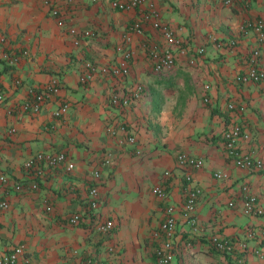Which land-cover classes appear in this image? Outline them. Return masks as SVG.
Wrapping results in <instances>:
<instances>
[{
    "label": "crops",
    "instance_id": "obj_1",
    "mask_svg": "<svg viewBox=\"0 0 264 264\" xmlns=\"http://www.w3.org/2000/svg\"><path fill=\"white\" fill-rule=\"evenodd\" d=\"M57 1L55 18L43 0H0V87L6 96L0 105V175L8 180L1 195L9 202L8 210H0V256L24 246L31 264H156L157 234L170 205L177 211L171 264H264L254 253L264 251V215L242 212L244 186L264 207V169L236 167L223 147V133L241 125L252 136L249 150L264 162V81L238 82L256 46L252 31L239 28L264 20L263 0L230 7L146 0L189 50L161 73L153 71L147 50L162 41L157 31L148 23L141 33L131 29L144 5L121 11L112 3L122 0ZM122 46L133 54L128 61ZM198 48L203 55L195 53ZM122 66L128 69L124 78L101 72ZM53 84L58 92L39 114L21 112L33 92ZM136 85L143 87L139 101L124 109L109 104V94L127 95ZM64 104L67 112L54 116ZM37 153H64L67 161L25 169ZM180 153L204 162L191 175V185L201 189L193 228L179 215L189 187L176 163ZM216 172L227 179H215ZM92 186L101 215L115 224L105 237L90 228ZM155 186L165 190L164 201L153 194ZM73 214L81 216L78 225L68 223ZM213 234L233 251L212 248Z\"/></svg>",
    "mask_w": 264,
    "mask_h": 264
},
{
    "label": "built area",
    "instance_id": "obj_2",
    "mask_svg": "<svg viewBox=\"0 0 264 264\" xmlns=\"http://www.w3.org/2000/svg\"><path fill=\"white\" fill-rule=\"evenodd\" d=\"M211 3H220L225 7H230L238 1L246 2L247 0H209ZM264 3V0H263ZM43 4L50 11L51 16L58 18L59 16V6L57 0H43ZM145 6L146 9L140 11V16L137 22H135L131 29L136 33H141V26L143 23H148L154 28L161 38L159 44L151 43L147 50L150 60L153 63V71L155 73H161L166 70H170L175 66L177 55H187L189 50L184 47L181 38L176 33L175 29L168 23L165 22L155 7L146 3V0H122L113 2L112 6L121 11H130L142 8ZM240 32L247 33L252 31L255 36L256 46L251 52V56L248 62V68L244 74L238 77V82L242 84L247 83H260L264 81V68L261 64V54L264 50V20H258L254 23L246 22L239 28ZM71 34H76V30L71 29ZM88 35V33H85ZM122 53V58L124 61H128L132 58V52L122 46L120 48ZM205 50L203 48H198L196 54L201 56ZM195 59H191L189 64H194ZM102 74H111L114 77L124 78L128 75V69L125 66L121 68H103L101 70ZM209 86H205V90H209ZM58 92V86L56 84L45 87L40 91H35L31 94L30 98L22 103L20 106L21 112L24 114H39L44 105L53 99V95ZM143 95V87L141 85H136L134 89L125 95L118 93H111L108 97V102L111 106L117 108H128L132 104L139 101ZM6 96L4 91L0 87V105L5 103ZM205 102H209V99L205 97ZM228 110H234L235 105L229 103L227 105ZM68 106L66 104L62 105L57 111H54L53 115L56 117L61 116L66 113ZM118 130H123L121 125L118 126ZM115 132H111L114 134ZM126 141L129 144L134 143L133 137H128ZM252 146V136L250 132L246 131L243 126L238 124H232L223 133V147L226 156L233 161L234 165L238 168H243L251 170L254 172H259L264 169V162L256 157L249 150ZM2 159L0 153V161ZM67 161V156L64 153H58L55 155L37 153L24 163V168L29 170L35 166L49 164L53 167L64 164ZM107 163V162H106ZM177 165L186 171L185 179L189 185L185 199L179 211L181 218L188 224L191 228L196 225V213L197 204L199 197L201 195V189L191 185L192 182V171L198 170L203 167V160L185 153H180L176 156ZM72 166L69 165L68 168ZM93 177L99 180L100 173L98 171L93 172ZM214 178L217 180L227 179V175L221 172L214 173ZM8 187V180L5 176L0 175V210H8L9 202L5 198V193L1 195L2 190H6ZM33 189H37L36 185H32ZM13 189L16 192L22 191V186L20 184H13ZM153 194L160 200L164 201L167 198L165 190L161 186H155L153 188ZM88 208L92 212V218L90 222V228L93 232L101 235L108 236L115 229V224L113 219L108 217H103L100 213V201L98 189L96 186L89 188L88 192ZM242 202L243 208L242 212L247 216H261L264 215V207L258 203L257 198L251 194L249 188L244 186L242 188ZM234 203L230 202L229 206H233ZM50 210V208H47ZM177 211L173 206H167L165 208L164 220L160 225V232L157 234L159 237V245L154 250V255L156 259V264H171L175 257V246H174V235L176 232L177 225ZM82 222L81 216L79 214H73L69 217L68 223L70 225H78ZM264 234V229H263ZM210 245L216 251L229 254L231 253L232 246L228 242L221 239L218 234H213L209 238ZM112 252V248L107 250ZM255 255L264 260V251L257 250L254 252ZM26 252L24 246H15L9 252L4 253L0 256V264H31L29 258L26 257ZM103 264V263H98Z\"/></svg>",
    "mask_w": 264,
    "mask_h": 264
}]
</instances>
